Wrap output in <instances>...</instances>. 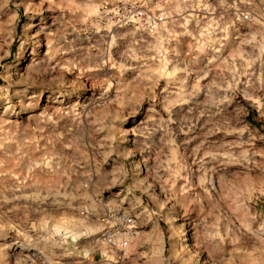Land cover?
I'll list each match as a JSON object with an SVG mask.
<instances>
[{"label": "clouds", "instance_id": "obj_1", "mask_svg": "<svg viewBox=\"0 0 264 264\" xmlns=\"http://www.w3.org/2000/svg\"><path fill=\"white\" fill-rule=\"evenodd\" d=\"M111 2L124 7L109 9V0H103L101 4L89 0L87 5H76L84 13L77 23L106 35V53L87 64L75 59L68 60L65 66L61 60L55 68L49 65L41 70V79H47L45 73L54 76L48 86L58 91L60 97L72 99L61 101L68 103L66 110L60 109L51 114L45 112L37 117V131L55 123L59 114L71 119L77 129H83L88 140L83 148L73 145L74 150L82 156L77 168L62 170L52 154L39 164L29 161V173L38 168L42 174L60 176L63 183L42 186L52 197L53 211H41L27 228L17 226L16 231L21 238L18 243L22 242L25 248H38L45 255L44 264H54V249H63V255H71L65 245L69 239L78 241L82 237H98L83 254L88 256L91 251H100L107 264H118L121 259L126 262L134 253L145 264H208L206 254L212 255L215 264H225L222 253L226 245H240L241 237H246L252 241L253 251L248 253L246 248H241V254L261 258L245 261L244 264H264V222L255 227L256 217L250 213H245L240 227L232 219L238 215V202L246 201L247 190L255 191L257 185L248 183L237 190L236 185L229 181L230 176L234 177L233 166H240L243 174L259 169L262 177L259 188L264 190V151L256 150L253 140L245 138L246 130L240 126L237 115L227 127L228 133L237 138L223 143L206 139L205 144L191 154L196 165L194 169L187 153L189 142L172 130L176 121L171 118V107L176 103L188 102L202 90L207 91L208 105L217 113L224 111L222 106L231 104L237 94L259 103V99L250 95L249 90L254 86L253 65L257 59L264 58V12L252 15L239 10L238 5L254 7V0H233L232 4L220 0L225 10L236 9L235 21L228 22V26L247 21L249 28L256 26L255 30L241 42V49L234 53L231 60L210 61L216 71L210 84L203 85L197 79L195 85L190 86L188 77L191 72L183 61L166 60L158 67L148 66V61L160 59V56L151 54L159 52L170 40L176 39L177 28L187 30L189 22L193 20L200 27V18L194 15L196 10L214 9L209 8L205 0H156L154 4L153 0ZM10 3L11 0H3L0 12ZM260 3L264 5V0H260ZM68 4L74 5L75 0H68ZM140 8L149 11L136 10ZM132 22L135 27L125 36L135 38L137 32L146 31L155 43L143 49L129 48L127 52L119 54V60L114 59L112 49L117 47V40L121 37L114 34L113 29L123 28ZM227 32L228 27L218 24L215 19L209 21L199 32V51L204 52L206 47L217 51L215 45L227 39ZM135 43L134 39L133 47ZM244 44L258 49L259 57H250L243 52ZM63 50V45H58L55 53ZM171 51L179 55L175 49ZM131 61H143L147 70L134 78L127 77L132 68ZM216 63H219V69L214 68ZM106 68H115L117 72L105 71ZM66 72L80 75L75 81H69L65 77ZM89 73H98L90 77L100 81L98 91H82V99L77 100L73 92L81 88L79 81ZM242 77H246V80L242 81ZM161 78L167 81L168 88L179 86V90L170 93L165 103L164 110L169 113L167 118L156 110L154 104L145 103L153 99L154 89ZM173 95L175 99H171ZM140 106L146 109V113L140 125L134 129L135 140L130 145L127 133L119 125L126 119L125 112L129 109L135 112ZM187 127V123H181L179 132L185 133ZM217 130L225 129L213 127L208 135H214ZM100 135L104 140L97 147V137ZM30 143L29 129H6L4 124H0V151L15 144L16 155L22 161L28 155L22 149ZM89 151L92 152L91 156L88 155ZM120 188L123 191H118ZM143 195L153 198L156 212L144 207ZM45 198L24 194L14 197L24 200ZM0 199L6 198L0 194ZM66 217H71L70 227H54L58 220ZM161 220L167 224V233L171 234L168 241L170 246H166V233L159 227ZM138 228H150L151 231L146 235L144 231H137ZM2 229L3 224H0ZM140 248L145 251L138 252ZM118 252L123 256H118ZM3 253L4 248H0V260L4 259Z\"/></svg>", "mask_w": 264, "mask_h": 264}, {"label": "rangeland", "instance_id": "obj_2", "mask_svg": "<svg viewBox=\"0 0 264 264\" xmlns=\"http://www.w3.org/2000/svg\"><path fill=\"white\" fill-rule=\"evenodd\" d=\"M3 0H0L2 3ZM89 0H75L74 5H69L68 0H11V3L0 12V124L5 128L23 127L29 129L30 145L24 147L22 151L28 155L24 160H19L16 155L17 146L11 145L10 148L0 151V194L6 199H0V224L3 229L0 230V248H4V259L0 264H44L45 255L38 248H25L22 246L16 228H27L30 223H34L41 211H53L52 197L48 196L43 190L44 185L62 184L63 179L56 174H42L37 168L29 173V161H35L37 164L41 160H47L50 154L55 155L56 162L62 170L77 168L82 156L74 150L73 145L83 148L87 144L88 137L83 129H77L73 121L67 117L57 115L56 122L48 126L36 129V118L42 113L57 112L60 109H67L68 103H61L62 100H71L72 97H60L58 91L48 86V82L54 79V76L45 73L46 80L41 79L40 73L44 68L55 65L61 60L79 59L86 64L94 62L100 54L106 53L105 34L96 33L87 29L85 25L77 23L83 18L84 13L76 5H87ZM103 0H92V3L101 4ZM232 4L233 0H227ZM156 0H153V4ZM209 8L214 11L198 9L194 13L200 18V27H197L195 20L189 22L188 29H176V39L170 40L159 52H153L151 55L160 56L159 60H149L148 66L158 67L166 60L183 61L190 69L191 75L188 77V84L195 85L196 80L200 79L203 85H208L216 76L213 65L210 61H229L234 53L241 49V42L255 30L248 27V22H235L234 26H228V22L235 21L236 9L228 8L225 10L221 6L220 0H205ZM118 6L123 9V5H114L111 0L107 4L109 9ZM131 7V6H129ZM241 12H250L256 15L257 12H264V5L260 0H254V7L247 5H238ZM137 11H149L148 9H136ZM149 14H151L149 12ZM215 19L218 24L228 27L227 39H222L215 45L217 51L213 52L211 48L206 47L204 52L199 51L198 38L199 32L207 26V23ZM183 22V21H182ZM134 22L129 23L123 28L113 29V33L121 38L117 40V47L112 49V56L119 60L121 53H125L129 48H146L149 44L155 43L152 36L146 31L137 32L135 38L125 36L126 32L134 29ZM218 35L219 30H217ZM135 39V47H133ZM51 45V48H50ZM58 45H63L61 53H55ZM172 49H175L179 55H174ZM243 52L250 57H259L258 49L251 45L244 44ZM55 53V55H52ZM132 68L126 74L127 77L134 78L139 76L147 68L143 61H131ZM171 66L169 65V68ZM219 63L214 65L219 69ZM239 67V61H237ZM105 71L116 73L115 68H106ZM253 88L249 94L259 99H245L244 95L237 94L231 104L223 105L224 111L217 113L208 105L209 96L207 91L202 90L198 96L193 97L186 103H176L171 107V118L176 121L172 125V130L189 143L187 153L189 162L196 168L191 154L209 141L226 142L236 139L229 134L227 127L233 123L234 118L239 115L240 126L245 131V138H251L256 150L264 151V58L256 60L252 68ZM77 73L73 75L70 72L65 73L66 79L75 81ZM98 73H89L79 81L81 88L73 92L75 99H82V91H98L97 79L90 78ZM246 77H242L245 81ZM127 82V80H126ZM178 85L168 88L167 81L160 79L158 86L154 89V96L151 101L146 100L148 105L154 104L156 110L165 118L168 117V111L164 110L166 101L170 93L177 92ZM114 94V93H113ZM175 99V96H171ZM11 106V107H10ZM12 109H15L13 111ZM139 113V114H137ZM146 113V109L140 106L134 112L129 109L125 112V120L120 123V128L127 133V139L131 143L135 140L134 129L140 125ZM187 123L188 127L185 133L179 132V125ZM223 127L224 131L217 130L214 135L209 136L211 128ZM83 137V139L81 138ZM104 140L103 135L97 137V147ZM91 156L92 152L89 151ZM203 155V149L200 151ZM115 159V158H113ZM259 159V158H258ZM264 163V161H262ZM210 166V165H209ZM234 177L230 176L229 181L236 185L237 190L248 184L257 185V190H247V200L238 202V215L232 217L234 223L240 227L245 213H250L256 217L255 227L264 222V190L259 188V181L262 178L259 169H254L248 174H243L240 166H233ZM31 177V178H29ZM35 185L27 187L25 185ZM183 187V185H181ZM111 191V190H108ZM118 191H123L120 188ZM161 192L163 189L161 188ZM22 194L32 195L34 197L45 196L44 200L32 199H14ZM118 194V192L116 193ZM139 195V194H138ZM144 207L156 212V204L153 198L148 195L142 197ZM246 205V207H245ZM25 207L27 210L25 211ZM71 226V217L58 220L54 227L68 228ZM159 227L165 231L166 246H170L168 241L171 234L167 233V224L160 221ZM242 231L246 229L241 228ZM144 231L147 235L151 231L148 229H137ZM98 237H82L78 241L69 239L65 248L71 252V255H63V249H54L56 257L54 264H107L100 251H91L88 256H84V251L89 249ZM246 248L248 253L253 251L252 241L246 237H241L240 245L227 244L222 253L225 264H244L245 261L260 259L258 255L248 256L241 254L240 249ZM138 252H144L145 249H137ZM235 253V255H233ZM122 257V253H117ZM208 264H215L211 254H206ZM31 258V259H28ZM118 264H145L134 253L130 259L125 262L121 259Z\"/></svg>", "mask_w": 264, "mask_h": 264}]
</instances>
